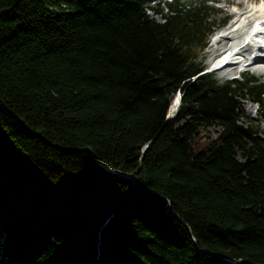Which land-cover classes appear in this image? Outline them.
Segmentation results:
<instances>
[{
  "label": "trees",
  "instance_id": "obj_1",
  "mask_svg": "<svg viewBox=\"0 0 264 264\" xmlns=\"http://www.w3.org/2000/svg\"><path fill=\"white\" fill-rule=\"evenodd\" d=\"M209 1L0 0V264H264V83L202 73Z\"/></svg>",
  "mask_w": 264,
  "mask_h": 264
},
{
  "label": "bare ground",
  "instance_id": "obj_2",
  "mask_svg": "<svg viewBox=\"0 0 264 264\" xmlns=\"http://www.w3.org/2000/svg\"><path fill=\"white\" fill-rule=\"evenodd\" d=\"M224 2L232 4L237 8V10L234 11L232 23L227 29L228 34L226 35V37L221 38L219 41L220 49H233L236 54L233 57H220L219 55L215 62L208 69L212 68L213 70H220L239 67V58L244 54L246 55L247 53V55L250 54V57L245 59V61L243 62V68L254 65H258V67L263 66V57V59H258L257 61H254V58H256L258 55L261 56V53L264 52V49L259 50L261 48V45H251L248 39H251L264 27V1L261 0L260 2H257V0H224ZM252 49L255 51L258 50V54H254ZM179 104L180 102L178 96L176 95L169 111L170 115H175Z\"/></svg>",
  "mask_w": 264,
  "mask_h": 264
},
{
  "label": "rangeland",
  "instance_id": "obj_3",
  "mask_svg": "<svg viewBox=\"0 0 264 264\" xmlns=\"http://www.w3.org/2000/svg\"><path fill=\"white\" fill-rule=\"evenodd\" d=\"M191 1H199V0H191ZM261 0H257V2H260ZM264 1V0H262ZM161 4L164 8L165 11L168 12L169 10L166 8L165 4H163L162 0H151L152 5L158 6V4ZM208 5L213 6V13H212V19L215 22V27H214V32L210 35L208 39V46L205 51V64L207 65V68H209L214 62L215 59H217V55L213 53V48H212V41H211V36L214 35L217 31H221L222 29H226L228 25L232 23V19L234 17V11L237 10L235 6L232 4L224 2V0H210L208 2ZM249 5V4H248ZM154 17H156L158 20H162L160 16L154 15V13H151ZM226 18V22L222 23V19ZM220 45V43H219ZM238 67H234L233 69H221L219 71L212 72L215 78H217L220 82L224 81H231L234 79H229V77L225 76L227 71H229L230 78L235 77L238 78L236 80H242L245 74L247 76H254L258 77L261 82L264 83V71H256L254 67H247L245 73H238L237 72ZM244 111L246 113V116L248 119L253 120L254 122H260V128L264 132V118L259 117V105L255 102H252L250 100H247L244 102L243 105ZM217 128L216 127H210L207 129L203 130L204 136L208 137H214L215 132Z\"/></svg>",
  "mask_w": 264,
  "mask_h": 264
},
{
  "label": "water",
  "instance_id": "obj_4",
  "mask_svg": "<svg viewBox=\"0 0 264 264\" xmlns=\"http://www.w3.org/2000/svg\"><path fill=\"white\" fill-rule=\"evenodd\" d=\"M207 71V70H206ZM205 71V72H206ZM177 96H178V99H179V102H180V98H181V95H180V92L179 93H177ZM174 118V115H170L169 113H168V115H167V120L168 121H170V120H172ZM106 170H108V171H110V172H113V173H117V174H119L121 177H123V178H129V179H133V177L130 175V174H128V175H124V174H121L119 171H117V170H110L109 168H107L104 164H101ZM168 212L170 213V214H172V215H174L175 217H176V219L178 220V221H180L181 223H183L184 225H186L187 227H188V225L178 216V215H176V214H174V213H172L169 209H168ZM194 240H195V242H196V239L194 238ZM197 247V246H196ZM198 248V247H197ZM199 252L200 253H207V252H210L213 256H215V257H220L221 259H225V260H227V261H229V262H231V263H234V264H241V263H245V261L244 260H240V261H233L232 259H230V258H225V257H223V256H220V255H218L217 253H215V252H212V251H209V249H207V248H205V249H203V250H199Z\"/></svg>",
  "mask_w": 264,
  "mask_h": 264
}]
</instances>
